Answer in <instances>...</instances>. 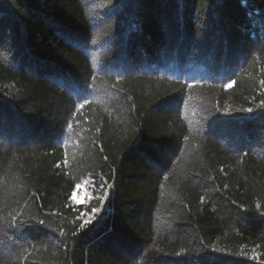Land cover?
I'll list each match as a JSON object with an SVG mask.
<instances>
[{
  "label": "trees",
  "instance_id": "trees-1",
  "mask_svg": "<svg viewBox=\"0 0 264 264\" xmlns=\"http://www.w3.org/2000/svg\"><path fill=\"white\" fill-rule=\"evenodd\" d=\"M261 81L264 0H0V264H264Z\"/></svg>",
  "mask_w": 264,
  "mask_h": 264
},
{
  "label": "rangeland",
  "instance_id": "rangeland-1",
  "mask_svg": "<svg viewBox=\"0 0 264 264\" xmlns=\"http://www.w3.org/2000/svg\"><path fill=\"white\" fill-rule=\"evenodd\" d=\"M86 192L82 188H78L76 190V199L77 200H83L84 197H86Z\"/></svg>",
  "mask_w": 264,
  "mask_h": 264
},
{
  "label": "snow or ice",
  "instance_id": "snow-or-ice-1",
  "mask_svg": "<svg viewBox=\"0 0 264 264\" xmlns=\"http://www.w3.org/2000/svg\"><path fill=\"white\" fill-rule=\"evenodd\" d=\"M261 83L264 84V81H261ZM231 86H232L231 84L228 85V87H231ZM81 107H83V105H81ZM249 111H251V109H249ZM69 127H71V125H69ZM77 187H79V185H77ZM39 223H40V224H43L44 221L41 220V221H39ZM86 223H87V222H86ZM80 227H81V228L85 227V224H81Z\"/></svg>",
  "mask_w": 264,
  "mask_h": 264
}]
</instances>
